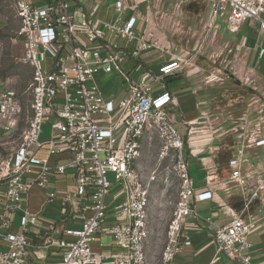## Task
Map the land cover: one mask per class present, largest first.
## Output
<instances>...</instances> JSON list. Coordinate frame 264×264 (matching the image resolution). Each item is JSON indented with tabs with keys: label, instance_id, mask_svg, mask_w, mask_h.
<instances>
[{
	"label": "built area",
	"instance_id": "built-area-1",
	"mask_svg": "<svg viewBox=\"0 0 264 264\" xmlns=\"http://www.w3.org/2000/svg\"><path fill=\"white\" fill-rule=\"evenodd\" d=\"M41 6L28 0L15 1L19 28L15 40L22 43L18 63L31 69L29 92L31 116L19 140L0 159V197L4 208L0 216V264H27L33 240L27 225L24 201L32 189L46 191L56 178H69L71 187L48 192V201L60 200L70 215L80 220L81 228L56 240L61 252L59 264H146L145 246L149 236V195L137 161L144 147L156 140L160 157L172 156V173L179 182L178 199L166 231V245L159 264H172L183 238V226L196 218L193 202L211 199V193H193V183L184 158V141L172 123L173 99L169 93L154 96L153 85L192 65L190 56H172L137 82L127 72L129 61L161 44L149 41L151 35L135 30L136 18L128 17L122 0H116L118 22L106 23L81 12L68 11L66 0H45ZM211 21L222 19L235 34L242 25L258 24L264 32V0H206ZM97 5L95 6V10ZM116 36L133 50L105 43ZM48 60L51 63H48ZM120 78L127 91L114 101L104 95L103 78ZM220 70L203 77L204 85L219 83ZM249 83V76L245 75ZM60 100V102H59ZM21 114L20 96L0 89V142L11 144ZM261 122L264 125V115ZM49 124L51 136L41 138L42 126ZM264 147V138L254 141ZM243 154V148L238 152ZM231 169L226 185L235 188L242 200L238 212L225 225H214L213 239L218 254L239 264H252V245L248 236L256 228L250 208L264 193V176L243 173L239 160L228 163ZM108 174L122 187L108 213ZM155 177H151L153 181ZM3 185V188L1 186ZM16 214L24 216L19 232L9 231ZM108 216L109 223H108ZM209 224L213 223L207 219ZM108 236L116 252L107 260L93 248L97 236ZM189 246V241H184Z\"/></svg>",
	"mask_w": 264,
	"mask_h": 264
},
{
	"label": "crops",
	"instance_id": "crops-1",
	"mask_svg": "<svg viewBox=\"0 0 264 264\" xmlns=\"http://www.w3.org/2000/svg\"><path fill=\"white\" fill-rule=\"evenodd\" d=\"M28 1L37 6L46 2ZM69 1L70 14L77 11L88 16L93 12V17L103 22H118L119 16L114 18L111 15L118 13L114 7L116 0H105L106 8L96 0ZM122 1L127 8L123 19L136 18L135 30L150 34L149 41L160 43L162 49L130 60L128 73L133 70H139L141 76L156 73L157 68L172 56L193 58L191 66L153 85L154 96L169 93L173 99L172 123L185 144L183 153L193 193L210 192L212 196L208 200L193 202L197 217L184 224L183 238L172 264H239L217 253L213 232L214 225H225L230 215L242 207L239 192L226 185L231 172L229 161L239 160L243 173L264 176V147L254 145L257 138H264L261 122L264 115V32L259 30L257 23L247 22L237 33H230L224 20L211 21L206 0ZM0 27L4 29L1 22ZM105 39V43H116L129 50L137 47V44L127 46L125 40L116 36L107 35ZM218 70L228 74L236 72L244 82L240 80L238 84L227 77L220 84L204 85L203 77ZM245 75L249 76V83L245 81ZM119 96L105 97L115 99ZM12 147L0 142V159L8 156ZM241 148L242 156L238 154ZM71 185L68 177H56L46 191L32 189L24 201V209L29 213L27 219H36L33 225H27L33 240L27 264H59L61 252L54 243L65 234L81 228L80 220L72 217L66 207L60 205V200L49 202L47 197L52 189L63 190ZM3 208L4 202L0 197V216ZM249 217L256 222L255 230L248 236L252 245V264H264V193L254 202L245 220ZM148 218L149 240L155 221L150 208ZM23 224L24 216L16 214L9 231L19 232ZM6 231L0 228V232ZM103 237L97 236L93 248L110 260L116 250L111 241L103 242ZM184 241H189L190 245L185 246Z\"/></svg>",
	"mask_w": 264,
	"mask_h": 264
},
{
	"label": "rangeland",
	"instance_id": "rangeland-1",
	"mask_svg": "<svg viewBox=\"0 0 264 264\" xmlns=\"http://www.w3.org/2000/svg\"><path fill=\"white\" fill-rule=\"evenodd\" d=\"M15 1L1 0L0 8L2 16L0 22L4 26V29H0V89H9L16 92L20 96L21 105V114L17 130L11 139L12 146L17 144L19 140L18 135L24 130L27 120L31 116V96L28 89L31 82V69L17 61L23 54V46L20 41L14 38L15 32L19 28V20L15 14ZM66 2L69 10H71V2L69 0H66ZM96 3L102 5L103 8L107 7L105 0H96ZM108 5L111 6V4ZM111 15L114 18L119 16L115 12ZM48 63L50 64L51 61L48 60ZM141 74L139 70H133L130 76L138 82ZM227 77L228 79L236 80L239 82L238 84H240V80L244 82V80L242 81L241 75L238 76L236 72L229 74L222 72L221 82ZM101 85L107 97L120 95L118 97L120 98L128 89L127 85L120 78L113 75L103 78ZM118 98H115L114 101L117 102ZM50 136V125L44 124L42 126L41 138L47 139ZM160 149V144L154 140L152 146L144 147L141 158L137 161V167L143 178V183L147 186L149 208L155 217L153 232L146 248V264L160 263L161 255L166 245L167 225L177 202L179 191V182L172 173L174 159L172 156L161 158ZM107 177L110 182V190L105 198V203L109 206L108 213L111 214L112 206L115 204L116 198L121 194L122 187L116 183L112 174H108ZM151 177H155V179L151 181ZM102 241H111V238L105 236L102 238Z\"/></svg>",
	"mask_w": 264,
	"mask_h": 264
}]
</instances>
